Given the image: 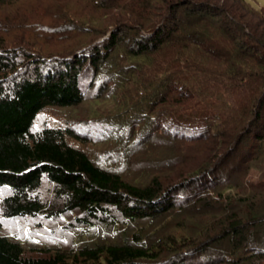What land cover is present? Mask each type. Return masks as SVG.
Segmentation results:
<instances>
[{"label": "trees", "instance_id": "trees-1", "mask_svg": "<svg viewBox=\"0 0 264 264\" xmlns=\"http://www.w3.org/2000/svg\"><path fill=\"white\" fill-rule=\"evenodd\" d=\"M91 1L105 10L112 27L88 48L51 59L31 55L18 63L17 54L0 45V190L7 188L0 217L60 221L57 229L86 230L99 221L118 222L117 209L132 222L151 223L134 226L120 240L61 244L35 253L0 232V264H264V170L228 192L218 171L222 163L174 169L177 179L168 176L166 184L159 174L133 180L113 159L126 157V142L108 156L91 155L81 145L89 137L80 124L44 112L78 104L101 77V63L115 56L116 72L136 79L120 99H128L127 116L143 124L140 144L158 130V137L169 134L174 143L217 138L211 151L237 135L239 142L248 137L261 142L264 31L253 30L218 0ZM234 1L264 22L262 9ZM86 29L99 32L91 25ZM199 51L218 56L223 67L206 66ZM124 82L121 77L110 89ZM135 96L141 103L130 100ZM160 103L165 105L156 107ZM177 103L184 104L173 106Z\"/></svg>", "mask_w": 264, "mask_h": 264}, {"label": "rangeland", "instance_id": "rangeland-1", "mask_svg": "<svg viewBox=\"0 0 264 264\" xmlns=\"http://www.w3.org/2000/svg\"><path fill=\"white\" fill-rule=\"evenodd\" d=\"M247 1L253 7L264 11V0ZM217 2L227 6L237 18L244 22L249 21V27L253 30L264 31V22L261 23L257 16L241 8L234 0H218ZM104 11L103 8L96 7L91 0H0V45L17 54L18 63H22L25 57L31 55L32 59L38 57L51 59L60 55H68L73 51L88 48L90 44L100 40L102 38L100 31L106 29L108 32L109 27L112 26L109 24L108 15L103 14ZM88 25L97 28L99 32L87 30ZM118 50L122 51V47H117L116 52ZM257 51L260 53L259 49ZM198 53L206 62V66L220 65L223 67L218 56H207L200 51ZM117 56H121L120 61L128 64L129 59L124 58V55L118 53ZM138 60L142 62V65L148 64L145 58L144 62L143 58H138ZM118 61L115 56L103 61L99 70L101 77L94 78L91 86H88L90 84L88 76L83 79V84L88 88L78 104L68 107L44 108V112L54 119L60 118V120L80 124V128L85 129L89 137V140L81 142V145L87 148L91 155L108 156L113 152L112 149L122 150L121 148L127 143L123 149L126 157L119 158L116 155L113 158L116 163H121L127 168L124 171L125 175H130L133 180L145 181L151 175L159 174L164 184L169 182L168 176L177 179V176L173 174L174 169L191 170L198 166L197 170H200L203 166L214 167L222 163L218 171L227 179V182L223 184L227 188L226 192L228 189L231 191L238 189L237 186L239 183L241 186L244 179H255L256 174L262 173L264 170V140L257 142L252 137L239 142L240 136L237 135L231 139V144L227 143L224 147L219 145L221 148L211 151V148L218 144L217 138L212 139L213 141L189 139L182 141L179 139L180 142L174 143L167 138L169 134L163 133L162 137H158V130L155 135H151L146 144L142 142L140 144L138 142L142 139L140 134H144L143 124L136 123L134 118L130 119V115L127 116L128 99L125 100L124 97L123 100L120 99L124 93L128 92L126 87L131 83L135 84L136 79L131 75L132 78L127 80L126 78L129 77L127 74L122 76L118 74L115 67ZM29 71L24 70L22 76ZM88 72L90 70H87V75ZM107 75L114 76L113 82L108 81ZM121 77L124 78V84L110 89ZM137 87L140 86L137 85ZM139 98L135 96L130 100L137 101L139 104L141 103ZM183 104L177 103L173 106ZM160 105H165V103H160L156 107ZM157 110L155 108V111ZM137 145H139L138 151ZM6 190L7 188L0 190V197ZM186 191L189 190L184 192ZM113 213L118 222L105 224L99 221L91 229L86 230L81 227L57 229L61 227L60 221H50L45 224L42 221V223L38 222L40 219L5 220L0 217V232L21 241L26 250L35 253L59 247L61 244H65L63 245L65 247L92 240H120L124 235H130L134 226H145L151 223L148 218H140L132 222L123 217L117 209H113Z\"/></svg>", "mask_w": 264, "mask_h": 264}]
</instances>
